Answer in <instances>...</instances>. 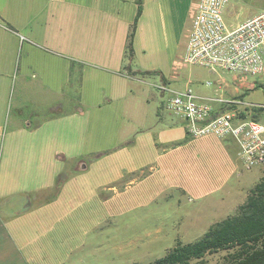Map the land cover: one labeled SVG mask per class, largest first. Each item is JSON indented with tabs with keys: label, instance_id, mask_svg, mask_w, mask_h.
I'll use <instances>...</instances> for the list:
<instances>
[{
	"label": "crops",
	"instance_id": "0c3cea01",
	"mask_svg": "<svg viewBox=\"0 0 264 264\" xmlns=\"http://www.w3.org/2000/svg\"><path fill=\"white\" fill-rule=\"evenodd\" d=\"M194 1L141 0L136 18V0H0V251L21 252L30 264H63L64 230L79 219L91 185L70 176L56 191V178L81 167L74 162L95 154L102 139L122 146L133 137L135 144L169 140L178 120L165 109L170 92L156 86L196 84L198 101L215 113L226 108L215 98L249 103L243 96L259 86L254 77L231 89L218 76L209 95L191 66L173 70L185 53ZM236 108L247 119L257 114ZM179 124L185 133L182 117ZM222 140H232L238 154L233 139Z\"/></svg>",
	"mask_w": 264,
	"mask_h": 264
},
{
	"label": "rangeland",
	"instance_id": "374dc122",
	"mask_svg": "<svg viewBox=\"0 0 264 264\" xmlns=\"http://www.w3.org/2000/svg\"><path fill=\"white\" fill-rule=\"evenodd\" d=\"M263 9L264 0H233L224 13L225 23L244 22L253 11ZM189 66L204 85L211 83L203 85L209 95H214L218 76L231 89L237 84L234 72ZM249 78L253 77L246 81ZM252 80L259 86L246 92L244 101L264 106V74ZM165 109L171 119L178 120L166 142L145 139L135 144L133 137L122 146L114 139H102L94 144L99 149L95 154L74 162L77 167L82 161L81 167L68 169L70 164L67 168L66 181L72 176L91 187L83 191L88 197L79 203L74 227L64 230L63 264H152L178 243H193L211 225L234 215L263 175L264 166L244 167L232 140L190 138L180 127L181 117ZM256 112L251 118L264 122V116L260 118L264 110ZM158 132L154 128L149 135ZM228 252L207 254L188 264H224ZM0 264L30 263L21 252L1 250Z\"/></svg>",
	"mask_w": 264,
	"mask_h": 264
},
{
	"label": "built area",
	"instance_id": "2783aa9c",
	"mask_svg": "<svg viewBox=\"0 0 264 264\" xmlns=\"http://www.w3.org/2000/svg\"><path fill=\"white\" fill-rule=\"evenodd\" d=\"M233 0H196L189 10L191 28L184 55L176 63V72L183 65H199L237 74L236 83L246 77L264 74V11L229 28L223 11ZM208 86L211 83H206ZM220 86V84H218ZM159 91L170 92L166 107L185 120V133L190 138L212 136L231 138L246 169L264 166V123L252 118H240L236 107L262 111L264 106L236 99H212L224 107L213 112L211 106L198 101L190 87L171 90L165 84Z\"/></svg>",
	"mask_w": 264,
	"mask_h": 264
},
{
	"label": "trees",
	"instance_id": "16d2710c",
	"mask_svg": "<svg viewBox=\"0 0 264 264\" xmlns=\"http://www.w3.org/2000/svg\"><path fill=\"white\" fill-rule=\"evenodd\" d=\"M136 1L137 18L141 0ZM136 18L131 26L123 56L127 69L133 58L132 38ZM239 114L240 118H245V112L241 111ZM255 117L252 119L257 120ZM66 178L65 172L58 175L55 180L56 191H59ZM221 250L229 251L224 264H264V173L253 189L249 190L245 202L238 206L234 215L211 225L199 240L186 245L178 243L163 258L152 264H188Z\"/></svg>",
	"mask_w": 264,
	"mask_h": 264
}]
</instances>
